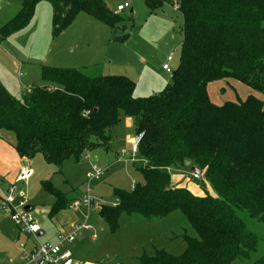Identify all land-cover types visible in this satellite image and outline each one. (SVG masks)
Segmentation results:
<instances>
[{
    "label": "trees",
    "instance_id": "obj_1",
    "mask_svg": "<svg viewBox=\"0 0 264 264\" xmlns=\"http://www.w3.org/2000/svg\"><path fill=\"white\" fill-rule=\"evenodd\" d=\"M41 1L52 7L55 36L86 13L110 27L113 40L130 37L115 32L132 16L126 19L104 0H23L0 27V41L27 26ZM165 2L182 14L183 40L172 82L161 92L137 97L136 82L124 74L41 65L43 84H29L20 97L0 80V139L10 138L27 160L43 155L60 172L70 157L79 161L96 148L109 149L121 114L130 116L136 134L144 133L137 155L146 163H133L142 181L115 188L116 205L103 204L100 215L116 233L122 214L154 222L179 211L195 232H171L184 244L181 253L154 245L138 264H264V253L251 261L264 237L240 215L264 223V0H146L151 13ZM230 78L257 93L213 102L209 84ZM187 161L202 170L200 179L216 195L172 184L171 170ZM44 187L54 196L50 217L69 207L51 181Z\"/></svg>",
    "mask_w": 264,
    "mask_h": 264
},
{
    "label": "rangeland",
    "instance_id": "obj_2",
    "mask_svg": "<svg viewBox=\"0 0 264 264\" xmlns=\"http://www.w3.org/2000/svg\"><path fill=\"white\" fill-rule=\"evenodd\" d=\"M104 1L113 11L117 5L129 2V6L120 13L126 19L131 15L132 19L121 23L115 32L119 36L130 34L126 41L113 40L111 28L86 13H80L72 25L55 36L52 7L47 1H41L37 5L27 26L0 41V80L10 93L20 97L23 88L29 84L42 85L41 65L80 68L90 75L124 74L136 82L134 95L137 97L159 93L170 84L172 73L180 62L182 14L168 2L164 3L163 8L151 13L146 0ZM22 2L23 0H1L0 27L17 14ZM169 56L173 59L169 61L172 72L163 69ZM94 64L99 66L85 68ZM208 91L212 101L217 104L228 100H243L255 92L232 78L211 82ZM260 96L264 99L263 94ZM114 132L116 137L109 149L96 148L79 161L70 157L64 161L60 172L41 154L29 160L33 172L28 180L17 184L20 190L16 195L20 196L21 190L23 191L28 205L34 207L30 212L42 225L44 234L35 238L22 233L11 215L0 210V264H34L29 263V253L34 247L40 243H54L51 239L72 233L75 225L83 224L86 220L92 229L82 231L72 246L82 264L87 261L93 264H138V257L144 252L152 253L154 245L175 254L183 251L181 239L168 240L171 232L179 235L184 233L185 228L188 233L195 234L179 211L167 218L155 219L154 222L141 215L122 214L116 233L111 231L100 215L99 209L103 204L116 202L115 188L128 190L142 181V175L135 165L125 160L131 154L130 142L136 136L134 119L121 114V121ZM8 134L13 135L11 132ZM122 150L125 153L118 156ZM18 158L17 151L9 149L0 140V169L8 173V178L20 169ZM192 166L194 165L173 168L171 172L174 184L187 187L199 195H216L209 182L193 178ZM96 169H103L105 173L100 179L91 180L89 176ZM180 174L183 176L180 177ZM47 181H51L53 187L61 191V196L68 201L67 207L83 197L82 194L89 186L93 190L92 196L101 205L90 211L85 207L77 210L68 207L50 217L48 213L54 196L44 187ZM240 215L251 231L264 237L263 222L250 217L246 212H241ZM94 234L95 239L92 238ZM263 253L264 241L258 252L252 255L251 261ZM247 262L249 261L239 264Z\"/></svg>",
    "mask_w": 264,
    "mask_h": 264
},
{
    "label": "built area",
    "instance_id": "obj_3",
    "mask_svg": "<svg viewBox=\"0 0 264 264\" xmlns=\"http://www.w3.org/2000/svg\"><path fill=\"white\" fill-rule=\"evenodd\" d=\"M129 6V2L121 3L117 5L115 12H120L125 10ZM172 60V56H169L167 63L163 65V69L168 72H172V68L169 65V61ZM144 136V133L136 134L135 138L131 140V154L126 161L136 163V164H145V160L138 157V147ZM125 151L122 150L120 155L124 154ZM27 160V159H26ZM32 169L29 163H23L20 166L19 172L16 176L15 182L12 183L5 191H0V210H3L11 215V218L18 226L21 232L31 235L35 238H38L39 234L42 232V225L34 218L33 214L26 209L28 205V200L25 198L23 191L21 190L20 196L16 195V192L20 190L17 184L23 183L32 174ZM105 173L103 169H96L90 174L91 180L100 179ZM193 178L200 179L201 173L195 171L192 172ZM173 184V183H172ZM134 186V185H133ZM132 186V188H133ZM92 188L89 186L86 189V192L78 200L73 201L69 208L77 210L80 207H85L88 211L100 207V203L92 196ZM113 205H116L114 203ZM87 221V220H86ZM83 224L75 225L72 233H69L66 236H60L58 242L54 243H40L37 247L32 249L29 253V263L34 264H82L74 257L73 251L70 247L77 236L82 233L84 230L92 229L91 225L87 222ZM96 237V234L93 235ZM87 264V263H84ZM93 264V263H90ZM102 264V263H97ZM120 264V263H118Z\"/></svg>",
    "mask_w": 264,
    "mask_h": 264
},
{
    "label": "crops",
    "instance_id": "obj_4",
    "mask_svg": "<svg viewBox=\"0 0 264 264\" xmlns=\"http://www.w3.org/2000/svg\"><path fill=\"white\" fill-rule=\"evenodd\" d=\"M0 3H1V0H0ZM131 11H133V9L131 10ZM173 60V59H172ZM10 139V138H9ZM9 139H8V137H3V138H1L0 140L2 141V143H4L9 149H13L14 151H15V149H14V147H13V145L9 142ZM131 143V142H130ZM3 150L4 151H8L6 148H3ZM131 151V150H130ZM118 156H120V153L118 154ZM18 159H19V162L21 163V164H23L24 163V161H26L27 163H29L30 164V162H29V159L28 160H26V158H22V157H20L19 155H18ZM19 163V164H20ZM25 164V163H24ZM19 170V168L16 170V171H14V173H13V176L12 177H9L8 178V173L7 172H5V171H3V170H1L0 169V191H5L9 186H10V184H12V182H14V180L16 179V175L18 174V171ZM181 176H183L182 174H180V177ZM176 182H177V179H176ZM172 183H173V185H175L174 183V181H172ZM176 186V185H175ZM178 186V185H177ZM132 188V187H131ZM68 189H70L71 190V188L70 187H68ZM73 189V188H72ZM191 190V189H190ZM194 192V191H193ZM85 193V192H84ZM195 193V192H194ZM195 194H197V193H195ZM83 195V194H82ZM81 195V196H82ZM199 195V194H198ZM54 203V202H53ZM53 203H52V205H53ZM51 205V206H52ZM33 207V206H32ZM34 208V207H33ZM50 212V211H49ZM49 214V213H48ZM89 230H91V229H88V231ZM84 231H86V230H84ZM23 233V232H22ZM44 234V232H43V228H42V232L39 234V236L38 237H40V236H42ZM172 235V234H171ZM59 237L60 236H58V237H56V238H54V239H51L52 241H56V242H58V240H59ZM92 238L93 239H95L93 236H92ZM77 239V238H76ZM170 239H172L171 238V236L169 235L168 236V240H170ZM39 240V239H38ZM76 241V240H75ZM75 241L72 243V244H70V247H71V249H72V251H73V254H74V257L76 258V260H78L79 262H81L82 263V261H81V259H78V257L76 256V253H75V251H74V249H73V244L75 243ZM55 242V243H56ZM35 248V247H34ZM33 248V249H34ZM85 263H87V264H90L91 262H89V261H87V262H85Z\"/></svg>",
    "mask_w": 264,
    "mask_h": 264
},
{
    "label": "water",
    "instance_id": "obj_5",
    "mask_svg": "<svg viewBox=\"0 0 264 264\" xmlns=\"http://www.w3.org/2000/svg\"><path fill=\"white\" fill-rule=\"evenodd\" d=\"M24 163H27V162L24 161ZM186 165H188V166L191 165V162L187 161ZM191 168H192L193 171H195L197 173H202V170L200 168L196 167V166H192ZM26 209L30 211V210H32V206L31 205H27Z\"/></svg>",
    "mask_w": 264,
    "mask_h": 264
}]
</instances>
